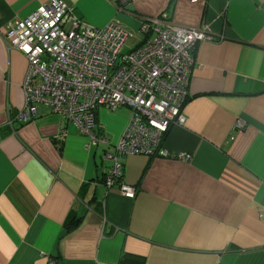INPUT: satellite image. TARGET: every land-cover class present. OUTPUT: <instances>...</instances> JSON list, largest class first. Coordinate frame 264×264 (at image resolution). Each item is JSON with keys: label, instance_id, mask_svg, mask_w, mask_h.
I'll return each instance as SVG.
<instances>
[{"label": "crops", "instance_id": "0c3cea01", "mask_svg": "<svg viewBox=\"0 0 264 264\" xmlns=\"http://www.w3.org/2000/svg\"><path fill=\"white\" fill-rule=\"evenodd\" d=\"M49 1L0 0V264H264V0H63L95 28L136 34L167 15L212 36L193 49L186 122L162 142L191 160L126 157L134 198L104 183L128 110H97L111 144L95 147L47 107L18 120L27 61L4 33Z\"/></svg>", "mask_w": 264, "mask_h": 264}, {"label": "built area", "instance_id": "2783aa9c", "mask_svg": "<svg viewBox=\"0 0 264 264\" xmlns=\"http://www.w3.org/2000/svg\"><path fill=\"white\" fill-rule=\"evenodd\" d=\"M136 36L140 44L123 52ZM3 39L8 49L17 50L27 61L21 122L33 121L40 107H47L95 147L111 144L107 136L95 133L97 110L129 111V123L114 145L115 152L103 155L109 164L107 188L118 186L123 196L134 198L135 189L122 181L123 160L128 156L191 160L184 152H168L162 142L171 127L186 122L193 49L212 40L206 30L173 24L167 15L143 19L136 34L115 22L95 28L79 20L63 0H50L26 18L9 23ZM244 127L237 120L233 129ZM64 136L62 130L59 144ZM47 264L55 261L49 259Z\"/></svg>", "mask_w": 264, "mask_h": 264}, {"label": "rangeland", "instance_id": "374dc122", "mask_svg": "<svg viewBox=\"0 0 264 264\" xmlns=\"http://www.w3.org/2000/svg\"><path fill=\"white\" fill-rule=\"evenodd\" d=\"M132 42H133V40H131V38H130V39L128 40V42H127L125 48L123 49V52H125L126 50L129 49V47H130V45H131Z\"/></svg>", "mask_w": 264, "mask_h": 264}]
</instances>
